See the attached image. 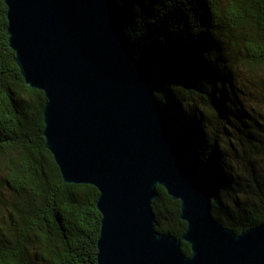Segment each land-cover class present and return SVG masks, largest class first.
<instances>
[{"label": "trees", "instance_id": "trees-1", "mask_svg": "<svg viewBox=\"0 0 264 264\" xmlns=\"http://www.w3.org/2000/svg\"><path fill=\"white\" fill-rule=\"evenodd\" d=\"M113 3L213 216L238 234L264 223V0ZM8 24L0 0V264H98L100 192L64 180L46 146L45 92L27 84ZM244 70L259 97H244ZM157 193V229L180 238L181 202Z\"/></svg>", "mask_w": 264, "mask_h": 264}, {"label": "water", "instance_id": "water-1", "mask_svg": "<svg viewBox=\"0 0 264 264\" xmlns=\"http://www.w3.org/2000/svg\"><path fill=\"white\" fill-rule=\"evenodd\" d=\"M5 3L16 61L47 98V148L66 182L100 192L98 264H264V223L238 234L213 216L113 0ZM159 185L181 202L180 238L157 229Z\"/></svg>", "mask_w": 264, "mask_h": 264}, {"label": "rangeland", "instance_id": "rangeland-1", "mask_svg": "<svg viewBox=\"0 0 264 264\" xmlns=\"http://www.w3.org/2000/svg\"><path fill=\"white\" fill-rule=\"evenodd\" d=\"M245 75V81L247 83V86H245V90H246V95H244V97H246L247 99H251L252 96L255 94L257 97H259L260 94V85L258 82H256L255 80H249L250 77V73L247 70H244ZM256 103V108L260 111L264 110V103H258L257 105V101L255 100Z\"/></svg>", "mask_w": 264, "mask_h": 264}]
</instances>
